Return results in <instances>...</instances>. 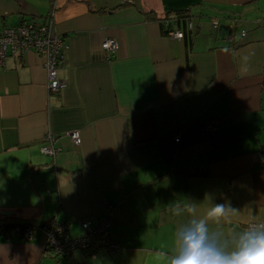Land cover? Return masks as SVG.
<instances>
[{"label":"crops","instance_id":"crops-1","mask_svg":"<svg viewBox=\"0 0 264 264\" xmlns=\"http://www.w3.org/2000/svg\"><path fill=\"white\" fill-rule=\"evenodd\" d=\"M126 1L0 0V32L53 11L67 45L58 93L35 50L0 67V223L57 220L77 236L82 219L112 215L121 246L65 258L42 230L12 229L0 233V264H168L188 219L177 205L225 234L264 223V0ZM180 12L195 28L175 39L161 20ZM107 37L119 41L111 57ZM48 133L56 155L42 152ZM215 204L237 212L217 224Z\"/></svg>","mask_w":264,"mask_h":264},{"label":"built area","instance_id":"built-area-1","mask_svg":"<svg viewBox=\"0 0 264 264\" xmlns=\"http://www.w3.org/2000/svg\"><path fill=\"white\" fill-rule=\"evenodd\" d=\"M170 22L164 18V24ZM188 27L194 29L193 19L187 20ZM213 30L218 33L221 28L219 19L212 20ZM175 39L184 38V31L174 26L167 34ZM245 35V32L242 33ZM232 40V38H230ZM67 48L65 39L58 35L55 30L54 12L52 11L44 18L31 17L24 19L15 25H6L0 32V67L4 65L7 57L11 55H24L28 51L35 50L45 57V68L48 73L49 89L51 93H58L64 86V82L58 76V67L62 63L64 50ZM107 57L114 55L119 48V41L116 37H107L101 45ZM218 128V121L206 122L203 126L205 132H214ZM75 146L82 143L79 130L68 131ZM177 139L178 136H176ZM57 136L48 133L45 136V143L42 145V152L48 155H56L60 150L56 145ZM113 216L94 223L89 219L80 221L81 233L73 236L69 231V224L57 220L48 221L42 224H31L25 222L14 227L17 235L24 239H31L37 230H42L46 235V248L55 255L69 257L76 250H83L93 254L105 251L109 254L117 253L121 246L110 233V225ZM260 223V222H259ZM258 222H249L246 228L254 226Z\"/></svg>","mask_w":264,"mask_h":264},{"label":"clouds","instance_id":"clouds-1","mask_svg":"<svg viewBox=\"0 0 264 264\" xmlns=\"http://www.w3.org/2000/svg\"><path fill=\"white\" fill-rule=\"evenodd\" d=\"M174 214L188 219L175 230L177 248L168 264H264V223L228 234L196 215L194 205H177ZM237 210L230 204H215V223L229 220Z\"/></svg>","mask_w":264,"mask_h":264},{"label":"trees","instance_id":"trees-1","mask_svg":"<svg viewBox=\"0 0 264 264\" xmlns=\"http://www.w3.org/2000/svg\"><path fill=\"white\" fill-rule=\"evenodd\" d=\"M130 1H126L123 3V5H127ZM122 6V5H120ZM164 18H168L170 20V22L165 25L164 24ZM162 18L161 22H162V26H163V31L165 34H168V32L170 30H172L174 28V26L176 25V27H178L179 29L184 31V37L188 36V35H192V32L194 31V29H190L188 27V23L187 20L188 19H193L191 15H189V13L187 12H180L178 14H176L175 16H171L168 15L166 17ZM191 43V41H190ZM24 224V222H3L0 223V233H4V234H9L12 229H14L15 226L17 225H22Z\"/></svg>","mask_w":264,"mask_h":264},{"label":"water","instance_id":"water-1","mask_svg":"<svg viewBox=\"0 0 264 264\" xmlns=\"http://www.w3.org/2000/svg\"><path fill=\"white\" fill-rule=\"evenodd\" d=\"M221 28H222V27H221ZM220 30H221V29H220ZM6 215L10 217V216L12 215V213H11V212H7Z\"/></svg>","mask_w":264,"mask_h":264}]
</instances>
